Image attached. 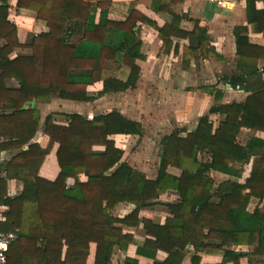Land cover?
Returning a JSON list of instances; mask_svg holds the SVG:
<instances>
[{
	"label": "trees",
	"instance_id": "16d2710c",
	"mask_svg": "<svg viewBox=\"0 0 264 264\" xmlns=\"http://www.w3.org/2000/svg\"><path fill=\"white\" fill-rule=\"evenodd\" d=\"M0 1V43H4L0 44V104H4L0 107V155L23 148L36 136L40 114L36 109H24L26 104L52 98L91 102L94 98L88 96L87 89L97 82L103 83L99 96L135 87L140 73L136 61L144 59L137 23L153 25L135 7L144 5L156 12L165 9L163 0H134L121 22L109 19L112 3L108 0H18V8L35 11L48 28L21 44L16 25L8 19V0ZM248 5L250 13L252 2ZM180 21L181 17L174 16L171 24L158 28L164 43L171 37L188 39L184 61L216 56L205 29L196 25L187 32L180 29ZM251 22L264 32V10ZM235 32L239 73L229 82L234 89L252 94L244 103H214L210 114L224 117L216 129L210 118L203 116L188 137L182 135V129L165 136L157 149L155 180L123 161L124 151L109 139L113 135H143L140 123L117 110L91 120L72 114L67 116V126L55 124L48 116L43 126L50 138L48 149L34 158L18 154L0 162V172L5 173V177L0 175V194L9 207L4 230L18 235L7 264H88L91 244L96 245L95 264H112L115 252H127L131 245H138L137 254L142 257L155 259L159 252L167 254L161 264H182L188 248L193 251L191 264H200L201 254L221 250L220 264H241L246 256L252 257L249 264H264V258L254 260L264 257V140L251 137L245 146L238 141L243 128L264 132V67L259 70L255 66L264 58V46L244 37V28ZM16 49L30 53L11 59ZM122 67L130 69L126 82L117 79ZM11 79L17 81V87L7 86ZM220 98L217 93L216 101ZM55 143L59 144L60 174L49 181L39 172ZM97 145L105 146L106 152L94 154ZM252 159L245 183L227 180L216 186L212 173L239 179ZM170 168L179 170L180 175L171 174ZM86 172L88 181L78 182V175ZM69 179L75 180L73 185L67 183ZM7 180L23 182V192L13 198L6 196ZM168 191L179 198L166 205L169 215L164 225L139 218L141 209L157 204ZM253 198L259 202L249 212ZM121 203L134 205V214L115 216L113 210ZM139 224L150 237L141 245L131 231ZM251 245V253L231 250ZM124 264L140 263L126 257Z\"/></svg>",
	"mask_w": 264,
	"mask_h": 264
},
{
	"label": "crops",
	"instance_id": "0c3cea01",
	"mask_svg": "<svg viewBox=\"0 0 264 264\" xmlns=\"http://www.w3.org/2000/svg\"><path fill=\"white\" fill-rule=\"evenodd\" d=\"M112 3L109 19L125 21L131 4L134 0H108ZM217 0H163L165 9L159 12L154 9L137 5L135 9L149 18L153 25L139 21L137 23L138 36L142 42L141 54L143 60H137L140 67L139 76L135 87L126 91H114L99 96L103 90V83L97 82L87 89L88 96L94 101L83 103L52 98L49 101H32L24 106V109H36L40 114V122L36 136L20 149L5 150L0 155V162H8L14 156L22 154L25 158H34L48 149L50 138L44 134L43 126L48 116L53 117L57 125L67 126L70 121L67 116L79 114L89 120L99 115H106L113 110L120 112L125 118L138 122L143 127V135H113L109 139L116 148L124 151L123 161L127 162L135 171L149 180H155L158 176L159 158L157 149L160 141L177 129L184 130L183 136L188 137L196 129L198 120L208 116L216 129L224 119L219 114H210V108L214 103L230 104L232 102L244 103L252 94L247 89H234L229 79L238 74V62L236 48V29L244 28L242 35L247 37L252 44L264 46V32L256 30L251 19L264 10V0H221L229 4L227 8L217 5ZM252 2L249 13V2ZM18 0H8V19L17 27L18 40L26 44L32 36L46 33L48 28L44 21L37 18V13L29 9L17 7ZM1 5V1H0ZM174 16L181 17L180 29L192 32L196 25L207 31L211 39L209 48L216 54L207 57H191L184 61V49L189 46V40L179 37H171L166 43L161 38L158 28L171 24ZM1 45L4 43L1 42ZM19 53L28 54L30 50L16 49L10 56L17 57ZM123 54L118 55L121 62ZM255 66L262 70L264 58ZM130 76V69L122 67L117 74V79L126 82ZM252 82L254 80H251ZM8 87H17L14 79L7 82ZM221 93L220 100L216 101V94ZM4 104L1 102L0 107ZM0 113H3L0 110ZM7 114L10 112L7 111ZM15 131V130H14ZM244 134V144L240 136ZM258 137L264 140V132L251 128L241 129L239 143L245 146L248 139ZM3 140H0V143ZM59 144L55 143L40 168L39 175L49 181H55L60 174L57 159ZM106 147L97 145L93 147L94 154H103ZM202 156H200L201 159ZM253 159L248 165H244L243 176L239 179L231 178L219 172L212 173L216 186L221 182L233 180L245 183L250 176ZM169 172L179 176L180 171L170 168ZM2 177L5 173L0 172ZM244 178L243 181L241 179ZM89 173L78 175L80 183H86ZM221 181H217L220 180ZM74 179H69L68 184L73 185ZM24 183L18 180H7L6 196L15 197L23 192ZM179 195L174 191H168L160 196L158 203L140 210L139 218L152 220L157 225H164L169 215L167 204L177 202ZM216 201L218 197H215ZM5 196L0 194V211L7 214L9 207L5 204ZM259 200L253 198L247 208L252 212ZM134 205L119 204L113 210L117 217L134 214ZM136 243L141 245L150 238L143 226L139 224L131 229ZM138 245H131L127 252L117 250L112 264H124L126 257L139 260L140 264H161L167 254L159 252L155 259L139 256ZM231 250L236 252L251 253L254 246H233ZM96 245L91 244L88 264H95ZM185 259L182 264H191L193 251L185 250ZM224 251H215L210 254H201L200 264H220ZM252 257H244L241 264H249ZM232 264V263H228Z\"/></svg>",
	"mask_w": 264,
	"mask_h": 264
},
{
	"label": "built area",
	"instance_id": "2783aa9c",
	"mask_svg": "<svg viewBox=\"0 0 264 264\" xmlns=\"http://www.w3.org/2000/svg\"><path fill=\"white\" fill-rule=\"evenodd\" d=\"M217 5L227 8L229 4L224 1L217 0ZM5 217L0 211V264L8 263V253L12 244L18 239L17 233L4 230Z\"/></svg>",
	"mask_w": 264,
	"mask_h": 264
},
{
	"label": "rangeland",
	"instance_id": "374dc122",
	"mask_svg": "<svg viewBox=\"0 0 264 264\" xmlns=\"http://www.w3.org/2000/svg\"><path fill=\"white\" fill-rule=\"evenodd\" d=\"M240 140H241V143H243L244 144V134H242L241 136H240ZM222 179H220V180H217V181H221ZM244 180V178H242L241 179V181H243ZM264 257H254V260H256V259H263Z\"/></svg>",
	"mask_w": 264,
	"mask_h": 264
}]
</instances>
